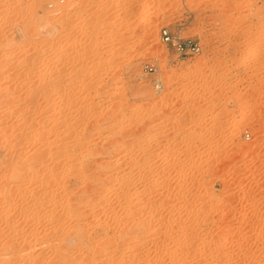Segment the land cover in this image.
I'll return each mask as SVG.
<instances>
[{
	"label": "rangeland",
	"instance_id": "obj_1",
	"mask_svg": "<svg viewBox=\"0 0 264 264\" xmlns=\"http://www.w3.org/2000/svg\"><path fill=\"white\" fill-rule=\"evenodd\" d=\"M0 155V264H264V0H0Z\"/></svg>",
	"mask_w": 264,
	"mask_h": 264
},
{
	"label": "built area",
	"instance_id": "obj_2",
	"mask_svg": "<svg viewBox=\"0 0 264 264\" xmlns=\"http://www.w3.org/2000/svg\"><path fill=\"white\" fill-rule=\"evenodd\" d=\"M162 39L166 44H169L173 48H175L181 55H196L202 51L201 46L197 41L192 39L180 38L178 35L172 34L167 30H163ZM146 69L152 74H155L156 72L155 67L150 65L147 66ZM156 84L158 85V87L161 86L159 82H157Z\"/></svg>",
	"mask_w": 264,
	"mask_h": 264
},
{
	"label": "bare ground",
	"instance_id": "obj_3",
	"mask_svg": "<svg viewBox=\"0 0 264 264\" xmlns=\"http://www.w3.org/2000/svg\"><path fill=\"white\" fill-rule=\"evenodd\" d=\"M147 16H148V10L146 9V8H144V9H141V11H139V13L137 14V16H136V18H137V21H143L145 18H147ZM252 57H253V55H252V53L251 52H248L246 55H244V56H242L240 59H239V64L240 65H245V64H248L250 61H251V59H252ZM44 86H46V85H44ZM43 88V87H42ZM46 88V87H45ZM45 90V89H44ZM29 112V111H28ZM246 113H251L252 112V109L251 108H248V109H246V111H245ZM28 114V113H27ZM24 115V114H23ZM25 117L26 116H24V117H22V119L24 118L25 119ZM28 118V117H27ZM21 119V120H22ZM23 119V120H24ZM28 120V119H27ZM30 121V120H29ZM25 122H26V119H25ZM28 122V121H27ZM34 123V122H33ZM27 124V123H26ZM34 124H32V126H33ZM28 126H26V128H27ZM31 127V125L29 126V128ZM25 128V127H24ZM21 130H23V129H21ZM27 130H28V128H27ZM26 130V131H27ZM32 132V131H31ZM24 133H26V132H24ZM29 134V133H28ZM26 135V134H25ZM25 135H19L20 137H17V138H21L22 136L24 137ZM25 138H23V140H24ZM17 142V141H16ZM23 142V141H22ZM12 143H13V141H12ZM10 144V143H9ZM20 144V143H19ZM15 145V144H14ZM17 145V144H16ZM19 146V145H18ZM12 148V147H11ZM48 148V147H47ZM51 148V147H50ZM49 150V149H48ZM46 151H47V149H46ZM46 154V153H45ZM45 154H38V155H36V157H35V155H34V157H33V159L32 158H29L28 159V161L29 160H33V161H35L37 164L38 163H40V162H42V161H44V159L47 157ZM43 155V156H42ZM13 157V156H12ZM0 158H1V155H0ZM10 159V158H9ZM13 159V158H12ZM10 162H11V160H9ZM14 161V160H13ZM33 161H30V162H33ZM35 162H34V165H35ZM7 163H9L8 161H7ZM12 164H13V162H12ZM15 164V163H14ZM25 164H28L27 162L25 163ZM11 165V164H10ZM12 166V165H11ZM22 167H23V163H22V165H21ZM26 166V165H25ZM22 167H21V169H22ZM28 167H31V166H28ZM28 167H26V168H28ZM25 168V167H24ZM25 168V169H26ZM21 169H19V170H21ZM24 169V170H25ZM12 172V171H11ZM15 173H17V172H15ZM19 173V172H18ZM14 174V173H13ZM15 175V174H14ZM12 177H14V176H12ZM89 193V192H88ZM130 230V229H129ZM127 231V230H126ZM125 232V231H124ZM135 232V231H134ZM121 234V233H120ZM125 234H127V233H125ZM122 235V234H121ZM125 236V235H124ZM123 236V237H124ZM127 236V235H126ZM128 237V236H127ZM80 238V237H79ZM124 239H127V238H124ZM125 241V240H124ZM102 255V254H101ZM68 258V257H67ZM64 259H66V258H64ZM75 259V258H74ZM87 259V258H86ZM70 260V259H69ZM85 260V259H84ZM83 260V261H84ZM89 260V259H88ZM87 260V261H88ZM72 262V261H71ZM81 262V261H80ZM83 264V263H82Z\"/></svg>",
	"mask_w": 264,
	"mask_h": 264
}]
</instances>
